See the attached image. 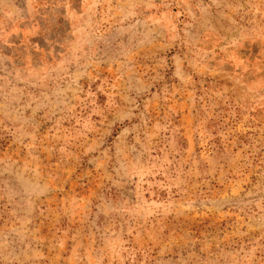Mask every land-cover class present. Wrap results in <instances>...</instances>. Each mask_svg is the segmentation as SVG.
Instances as JSON below:
<instances>
[{
  "label": "rangeland",
  "instance_id": "rangeland-1",
  "mask_svg": "<svg viewBox=\"0 0 264 264\" xmlns=\"http://www.w3.org/2000/svg\"><path fill=\"white\" fill-rule=\"evenodd\" d=\"M0 264H264V0H0Z\"/></svg>",
  "mask_w": 264,
  "mask_h": 264
}]
</instances>
